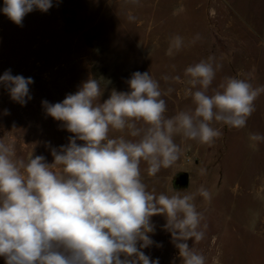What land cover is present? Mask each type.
Here are the masks:
<instances>
[{"label": "rangeland", "instance_id": "obj_1", "mask_svg": "<svg viewBox=\"0 0 264 264\" xmlns=\"http://www.w3.org/2000/svg\"><path fill=\"white\" fill-rule=\"evenodd\" d=\"M3 7L0 0V76L10 70L31 77L33 83L32 99L23 106L0 83V139L13 142L16 158L25 162L42 155L52 164L51 150L67 145L74 135L47 114L42 102H62L90 78L98 80L103 103L113 90H129L132 73L149 72L163 93L173 89L161 97L166 117L194 109L185 69L210 56L221 67L209 95L220 90L227 77L264 86V0H52L46 12L35 8L27 13L22 25L12 22ZM176 35L183 38V47L169 55ZM248 73H253L251 78ZM254 106L243 128L213 122L223 135L211 144L175 135L181 152L172 167L152 176L147 163L140 164L148 191L197 194L201 227L207 228L201 241L187 243L205 257V264H264V141L249 138L264 135V92ZM121 136L139 139L128 129L109 132L110 138ZM53 170L59 172L62 166ZM201 187L211 199L198 194ZM151 222L154 243L142 249L144 254L158 258L159 264H183L164 228L166 218L155 215ZM0 264H6L2 256Z\"/></svg>", "mask_w": 264, "mask_h": 264}, {"label": "clouds", "instance_id": "obj_2", "mask_svg": "<svg viewBox=\"0 0 264 264\" xmlns=\"http://www.w3.org/2000/svg\"><path fill=\"white\" fill-rule=\"evenodd\" d=\"M50 7L52 0H4L2 11L22 25L27 13L35 8L46 12ZM182 47L183 38L176 35L168 54ZM220 67L210 56L185 69L191 85L187 94L195 107L172 117L165 116L167 106L161 97L173 89L163 93L149 72L132 73L129 90H113L103 103L99 102L103 91L94 78L62 102L43 101L47 114L74 134L67 145L51 150L52 164L42 155H31L27 162L18 159L15 144L0 139V256L6 264H159L158 258L152 260L142 251L154 243L149 233H154L151 217L155 215L166 218L164 228L171 233L183 264H205V257L187 243L201 241L207 228L201 227L204 217L194 203L197 194L148 191L140 164L146 162L152 176L172 167L181 152L174 141L177 134L211 144L223 135L213 122L245 127L264 86L227 77L220 90L209 95ZM252 75L248 73L249 78ZM0 83L22 106L32 99L31 77L12 75L9 70L0 76ZM125 129L139 139L109 137L110 130ZM249 138L264 141L260 134ZM57 166L62 170L54 171ZM198 194L211 199L203 187Z\"/></svg>", "mask_w": 264, "mask_h": 264}, {"label": "water", "instance_id": "obj_3", "mask_svg": "<svg viewBox=\"0 0 264 264\" xmlns=\"http://www.w3.org/2000/svg\"><path fill=\"white\" fill-rule=\"evenodd\" d=\"M188 183H189V178H188V176H186L185 177V185H188Z\"/></svg>", "mask_w": 264, "mask_h": 264}]
</instances>
